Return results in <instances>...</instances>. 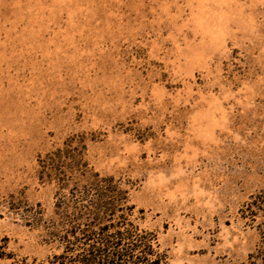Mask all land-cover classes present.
Instances as JSON below:
<instances>
[{
  "label": "rangeland",
  "instance_id": "374dc122",
  "mask_svg": "<svg viewBox=\"0 0 264 264\" xmlns=\"http://www.w3.org/2000/svg\"><path fill=\"white\" fill-rule=\"evenodd\" d=\"M92 174L159 264H264V0H0V264Z\"/></svg>",
  "mask_w": 264,
  "mask_h": 264
},
{
  "label": "trees",
  "instance_id": "16d2710c",
  "mask_svg": "<svg viewBox=\"0 0 264 264\" xmlns=\"http://www.w3.org/2000/svg\"><path fill=\"white\" fill-rule=\"evenodd\" d=\"M70 198L74 206L60 202L57 207L65 210L60 215L65 233L58 236L64 249L52 264H159L151 235L139 234L123 216L113 220L126 202V192L113 178L92 174L88 187L70 192ZM52 229L59 232L53 225Z\"/></svg>",
  "mask_w": 264,
  "mask_h": 264
}]
</instances>
